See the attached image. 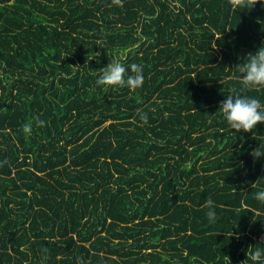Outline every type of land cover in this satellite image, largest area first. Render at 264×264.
Wrapping results in <instances>:
<instances>
[{
  "label": "trees",
  "instance_id": "obj_1",
  "mask_svg": "<svg viewBox=\"0 0 264 264\" xmlns=\"http://www.w3.org/2000/svg\"><path fill=\"white\" fill-rule=\"evenodd\" d=\"M262 45L261 0H0V264H264V122L218 111Z\"/></svg>",
  "mask_w": 264,
  "mask_h": 264
},
{
  "label": "clouds",
  "instance_id": "obj_2",
  "mask_svg": "<svg viewBox=\"0 0 264 264\" xmlns=\"http://www.w3.org/2000/svg\"><path fill=\"white\" fill-rule=\"evenodd\" d=\"M261 3L264 5V0H261ZM236 68L243 74L241 80L245 87L264 86V45L254 53L248 54L245 61ZM98 72L99 76L96 80L98 85H126L130 89H135L140 87L144 80L143 67L137 63L125 66L119 60H113V62L99 69ZM218 111L222 113L229 128L236 130V132L251 131L256 128L257 124L264 122V102L256 97L229 94L221 101ZM141 119L146 121V114L141 113ZM35 123L38 126H43L45 121L36 118ZM32 127L31 122H25L22 125L25 133H30ZM251 155L261 158L264 157V152H261L259 147L252 151ZM255 198L258 201H264V189L257 191ZM212 205L211 199L205 201V206L208 207L207 216L209 220H214L216 217ZM260 255V252H255L252 254V258L256 259Z\"/></svg>",
  "mask_w": 264,
  "mask_h": 264
},
{
  "label": "built area",
  "instance_id": "obj_3",
  "mask_svg": "<svg viewBox=\"0 0 264 264\" xmlns=\"http://www.w3.org/2000/svg\"><path fill=\"white\" fill-rule=\"evenodd\" d=\"M260 241H262V243H264V235H262V236L260 237Z\"/></svg>",
  "mask_w": 264,
  "mask_h": 264
}]
</instances>
